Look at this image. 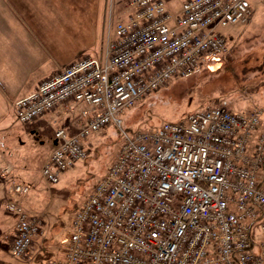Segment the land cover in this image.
Returning <instances> with one entry per match:
<instances>
[{"label": "built area", "instance_id": "built-area-1", "mask_svg": "<svg viewBox=\"0 0 264 264\" xmlns=\"http://www.w3.org/2000/svg\"><path fill=\"white\" fill-rule=\"evenodd\" d=\"M118 7L101 57H79L13 103L23 123L87 104L75 132L55 130L57 146L41 167L50 184L88 157L91 135L110 125L120 131L116 158L73 214L63 256L45 264H264V106L236 110L224 100L149 130L126 128L122 118L172 79L218 62L228 50L221 29L247 21L250 0ZM30 190L13 181L16 197ZM2 205L16 218L12 256L29 258L39 220L19 199Z\"/></svg>", "mask_w": 264, "mask_h": 264}, {"label": "crops", "instance_id": "crops-1", "mask_svg": "<svg viewBox=\"0 0 264 264\" xmlns=\"http://www.w3.org/2000/svg\"><path fill=\"white\" fill-rule=\"evenodd\" d=\"M124 1L0 0V264H16L10 250L16 218L4 209L3 200L21 199L27 209L40 206L48 185L41 167L57 146L55 130L65 127L75 132L87 106L73 101L23 123L16 118L13 103L79 57H101L109 15ZM183 1L175 8L168 5L169 9L177 11ZM16 180L33 184L28 196H15L12 184ZM43 245L34 243L35 256Z\"/></svg>", "mask_w": 264, "mask_h": 264}, {"label": "rangeland", "instance_id": "rangeland-1", "mask_svg": "<svg viewBox=\"0 0 264 264\" xmlns=\"http://www.w3.org/2000/svg\"><path fill=\"white\" fill-rule=\"evenodd\" d=\"M166 1L167 6L173 4L175 8L183 0ZM250 2L253 10L247 21L221 29L226 35V32L233 34L231 53L210 68L172 79L166 86L140 98L123 114V126L149 130L164 120H177L193 110L224 100L236 110L264 106V0ZM120 144V131L116 126L91 135L86 143L88 157L62 172L59 182L45 181L48 185L39 207L33 206V210L24 207L39 220L41 228L34 243L44 244L42 254L46 259L57 258L63 252L75 210L116 158ZM29 184L31 192L33 184ZM257 232L258 240H264V231L258 229ZM37 251L32 250L29 258L11 257V261L36 264Z\"/></svg>", "mask_w": 264, "mask_h": 264}, {"label": "trees", "instance_id": "trees-1", "mask_svg": "<svg viewBox=\"0 0 264 264\" xmlns=\"http://www.w3.org/2000/svg\"><path fill=\"white\" fill-rule=\"evenodd\" d=\"M224 33V32H223ZM227 33V35L225 34V36H226V39H227V43H228V50H227V52H225L222 56H221V58L222 57H225L226 55H228L229 53H231V50H232V43H231V41H232V36H233V34H232V36L230 35V33H228V32H226ZM231 43V44H230ZM231 107V106H230ZM232 108V107H231ZM234 109V108H233ZM245 110H247V109H245ZM110 126H113V125H110ZM132 129V128H131ZM49 260V258L48 259H46V257H45V255L44 254H42V251H40L37 255H36V258H35V262H36V264H44L43 263V261L44 262H47Z\"/></svg>", "mask_w": 264, "mask_h": 264}]
</instances>
